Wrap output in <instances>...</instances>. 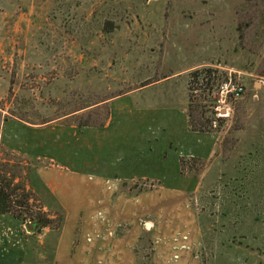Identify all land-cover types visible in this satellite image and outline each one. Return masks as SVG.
Instances as JSON below:
<instances>
[{"label": "rangeland", "instance_id": "374dc122", "mask_svg": "<svg viewBox=\"0 0 264 264\" xmlns=\"http://www.w3.org/2000/svg\"><path fill=\"white\" fill-rule=\"evenodd\" d=\"M206 1L0 0V162L19 165L30 194L28 211H21L24 223L0 217V264L9 263L2 254L16 252L14 247L33 249L37 257L49 244L45 234L66 225L65 209L37 182L34 170L43 168L67 201L76 192L69 184H95L96 131L70 127L74 117L91 111L103 119L108 102L128 94L139 106L145 86L203 61L226 69H198L217 73L208 84H193L191 92L187 83L194 71L160 87L177 86L185 78L187 102L191 96L193 105L213 118L216 84L230 78L245 90L229 101V117L217 123L212 158L184 166L191 173L182 184L200 185L189 197L200 216L199 264H264V0H239L237 24L250 25L237 50L206 45L210 36L201 25L211 9ZM158 179L139 190L154 192L152 201L160 204L173 200L165 188L156 189ZM97 197L94 188L83 198L94 216L102 212L95 208ZM37 214L51 224L34 229ZM110 219L102 227L123 231L124 225ZM27 257L25 264H32L35 257Z\"/></svg>", "mask_w": 264, "mask_h": 264}, {"label": "crops", "instance_id": "0c3cea01", "mask_svg": "<svg viewBox=\"0 0 264 264\" xmlns=\"http://www.w3.org/2000/svg\"><path fill=\"white\" fill-rule=\"evenodd\" d=\"M206 2L211 8L201 21L207 27L204 34L210 36V44L206 45L231 46L237 50L241 47L235 11L239 0ZM208 66L226 69L203 61L145 86L139 106L129 102L132 94L110 100L103 127L89 128L96 131L99 153L95 184H69L77 192L71 196L72 201L55 192L53 186L57 184L43 168L34 170L37 182L65 209L66 225L61 232L45 234L49 244L40 248L37 257L35 250L23 247H14L17 253L4 252L8 264H25L29 255L35 257L32 264H199L200 216L189 197L196 194L200 185L182 184L191 173L184 166L211 159L217 141L213 132L190 131L185 78L177 86H160L181 72L184 76ZM181 152L190 154V159H181ZM158 176L160 184L156 189L165 188L172 193L173 200L163 204L160 200L152 201L154 192L144 193L138 188ZM94 188L98 192L95 208L102 209L100 215L105 219L111 217L112 225H124L123 231H116L115 225L102 227L105 220L102 222L98 215H93L94 209L83 198L87 199ZM80 216L83 218L79 226ZM142 220H146L145 229Z\"/></svg>", "mask_w": 264, "mask_h": 264}, {"label": "trees", "instance_id": "16d2710c", "mask_svg": "<svg viewBox=\"0 0 264 264\" xmlns=\"http://www.w3.org/2000/svg\"><path fill=\"white\" fill-rule=\"evenodd\" d=\"M249 25L250 23H238L237 25L240 39L239 45L241 46L244 40L243 30L248 28ZM214 73H217V71L209 68L197 70L191 73L187 83L188 92L193 90V84L195 85L200 81H205V84L210 83L211 76ZM189 99L187 115L189 119L188 126L190 131L208 133L214 132L210 126L212 125V122L215 121L214 118L205 114L206 111H204L203 106L193 105L195 104V101L191 96ZM86 108L88 107L81 108L80 110ZM96 108H98V106L95 107V109ZM104 109L105 115L103 119H98L96 116H94L96 113L89 111L85 114L74 117L73 123L70 125L76 126L79 130L103 127L108 115V108L105 107ZM223 121V119L216 120L218 126H220ZM184 165L185 163L182 162L181 166ZM18 166L19 165L16 164L10 166L8 163L0 162V216L11 215L20 223H24V218L21 214V211H28L30 194L26 190L25 184L22 182L21 171L17 169ZM49 224H51V220L47 219L43 214H37L36 217H33L31 222V225L34 229L45 228Z\"/></svg>", "mask_w": 264, "mask_h": 264}, {"label": "built area", "instance_id": "2783aa9c", "mask_svg": "<svg viewBox=\"0 0 264 264\" xmlns=\"http://www.w3.org/2000/svg\"><path fill=\"white\" fill-rule=\"evenodd\" d=\"M244 90L245 89L241 84L230 80V78L216 84L214 90L211 92L213 100V107H211V109L213 111L215 121H213L210 126L213 131L217 126L216 120L226 119L229 117V113L231 111L229 101H236L241 98L244 94ZM98 218L101 221L105 220V218L100 214L98 215Z\"/></svg>", "mask_w": 264, "mask_h": 264}, {"label": "water", "instance_id": "95a60500", "mask_svg": "<svg viewBox=\"0 0 264 264\" xmlns=\"http://www.w3.org/2000/svg\"><path fill=\"white\" fill-rule=\"evenodd\" d=\"M28 229L30 230V226L28 227Z\"/></svg>", "mask_w": 264, "mask_h": 264}]
</instances>
